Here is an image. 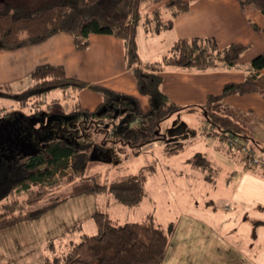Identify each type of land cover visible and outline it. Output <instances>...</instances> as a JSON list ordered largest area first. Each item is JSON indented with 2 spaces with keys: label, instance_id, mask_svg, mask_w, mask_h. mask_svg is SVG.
Listing matches in <instances>:
<instances>
[{
  "label": "trees",
  "instance_id": "obj_1",
  "mask_svg": "<svg viewBox=\"0 0 264 264\" xmlns=\"http://www.w3.org/2000/svg\"><path fill=\"white\" fill-rule=\"evenodd\" d=\"M237 1L241 7L255 6L264 14V0ZM144 3L163 5L148 11L142 18ZM192 5L191 0H0V51L36 45L63 32L72 34L75 47L84 51L90 47L92 34L110 35L124 42L127 66L138 87V95L127 94L71 77L63 65L44 64L32 72V85L27 90L18 94L0 91V97L27 105L56 90L92 89L101 96L98 107L90 110L76 100L70 113L87 115L90 117L85 120L88 128L99 127L96 130L107 133L100 141L94 138L86 143L57 136L41 142L36 153L0 160V231L39 220L81 195L109 194L127 206L140 204L146 195L149 176L157 172L158 159L136 173H125L111 181L97 170L107 164L125 163V159L114 157L117 149H135V158L146 145L164 141L167 136L160 131L161 123L175 113L194 107L165 100L167 96L162 90L165 77L158 70L200 72L222 64L234 68L249 48L239 42L222 45L213 36L179 38L161 60L147 64L152 71H146L139 54L140 25L150 35L172 29L175 18L190 10ZM167 10L171 17L163 15ZM254 27L264 35V28L257 24ZM250 69L252 72L243 81L225 84L220 93L209 94L201 106L206 122L214 129L213 133H207L209 136L217 135L227 140V134H238L261 149L263 153L254 150L257 154H264V145H259L248 127L222 113V104L228 97L259 93L264 98L261 76L264 52L253 58ZM7 116L13 117L14 113L7 112L4 117ZM105 120L110 122L102 128ZM178 130L179 140L198 136V131L187 124ZM227 151L234 153L230 147ZM188 162L203 169L209 164L204 153L193 155ZM257 169L264 172V168ZM59 174L70 186L65 193L55 192L50 187L51 180ZM92 218L97 233L83 235L79 242L71 245L63 260L56 255L55 242L51 241L47 246V264H163L178 228L175 223L162 226L152 213L140 221L121 223L99 203ZM253 224L252 237L256 238L259 221L255 219Z\"/></svg>",
  "mask_w": 264,
  "mask_h": 264
},
{
  "label": "rangeland",
  "instance_id": "obj_2",
  "mask_svg": "<svg viewBox=\"0 0 264 264\" xmlns=\"http://www.w3.org/2000/svg\"><path fill=\"white\" fill-rule=\"evenodd\" d=\"M161 5L144 3L142 18ZM170 14L169 10L163 12L165 17H171ZM175 36L173 28L147 35L140 25L142 63L147 59L161 60L169 53ZM142 67L152 71L150 66ZM29 86H21L19 91ZM63 91L57 90L56 94L63 95ZM68 92L73 90L69 89L67 96ZM166 96L165 100L172 102L169 94ZM203 103L196 102L190 113L183 110L163 121L160 131L167 136L164 141L146 145L135 158V149H117L114 157L125 159V163L107 164L97 170L111 181L125 173H136L158 159L157 172L149 176L146 195L138 206L121 204L109 194L73 197L39 220L1 230L0 264H47V246L51 241L55 242L56 255L63 260L71 245L83 235L97 233L92 218L97 203L121 223L140 221L152 213L164 227L177 224L172 247L163 264H264V172L248 164L242 151L230 145L228 134L227 140L207 134L214 129L204 118ZM55 106L56 102H49L47 97L33 99L27 105L0 97V160L36 153L41 142L57 136L76 143L106 137L107 133L96 130L99 127L88 128L85 120L90 117L87 115L54 113L58 110ZM7 112H13L14 116L4 117ZM109 122L102 121L101 127L105 128ZM184 124L198 131L196 139L188 140L195 141L179 140L178 128ZM242 139L257 153L262 152L249 140ZM167 140L169 145L165 143ZM228 147L234 153L227 151ZM198 153H204L209 160L204 169L188 162ZM50 187L60 193L70 189L62 174L51 180ZM255 219L259 224H256L257 236L253 238Z\"/></svg>",
  "mask_w": 264,
  "mask_h": 264
},
{
  "label": "crops",
  "instance_id": "obj_3",
  "mask_svg": "<svg viewBox=\"0 0 264 264\" xmlns=\"http://www.w3.org/2000/svg\"><path fill=\"white\" fill-rule=\"evenodd\" d=\"M191 2L193 4L191 9L178 15L175 20L173 30L176 29L178 38L213 36L222 45L239 42L247 44L249 48L241 56L240 64L234 68L222 64L200 72L158 70L165 77L162 90L169 94L173 102L183 106L206 102L209 94L220 93L225 84L243 81L252 72L250 62L256 55L264 52V35L254 27L257 24L264 28V14L255 6L241 7L237 0H191ZM143 31L145 32L144 28ZM177 36L174 42L178 40ZM90 41V47L81 51L75 47L74 36L63 32L36 45L0 51V91L22 93L30 86L21 92L19 88L27 84L32 85L31 74L37 66L53 64L63 65L71 77L119 92L138 95L136 79L127 66L124 42L104 34H92ZM138 43L140 53L139 38ZM150 63L152 62L147 59L142 66ZM261 76L264 82V70L261 71ZM56 93L57 90L50 93L47 98L49 102H56L55 107L58 110L53 112L62 115L70 113L76 100L90 110H95L102 100L98 92L89 88L68 92V96L67 90L63 91V95ZM222 105L223 114L248 127L259 145H264L262 95L259 93L235 95L226 98ZM191 111L193 110H187V113ZM193 141L195 140L191 142ZM182 148L180 151L184 150Z\"/></svg>",
  "mask_w": 264,
  "mask_h": 264
},
{
  "label": "built area",
  "instance_id": "obj_4",
  "mask_svg": "<svg viewBox=\"0 0 264 264\" xmlns=\"http://www.w3.org/2000/svg\"><path fill=\"white\" fill-rule=\"evenodd\" d=\"M51 104V103H49ZM227 139H229V143L231 146L235 148H239L242 151L244 159L251 166H255L257 168H264V154H257L249 144L239 135H228ZM243 140V141H241Z\"/></svg>",
  "mask_w": 264,
  "mask_h": 264
}]
</instances>
